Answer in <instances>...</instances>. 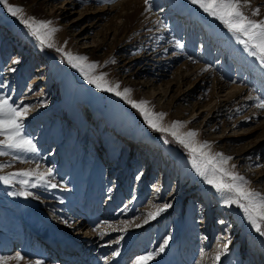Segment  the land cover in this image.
<instances>
[{"label": "rangeland", "instance_id": "rangeland-1", "mask_svg": "<svg viewBox=\"0 0 264 264\" xmlns=\"http://www.w3.org/2000/svg\"><path fill=\"white\" fill-rule=\"evenodd\" d=\"M9 3L59 31L54 47L40 45L0 5V96L29 106L24 133L37 149L0 155V176L52 169L47 182L35 175L0 181V264H135L150 251L157 254L149 264H264V236L190 169L189 152L148 127L125 99L88 83L65 53L86 56L98 64L93 75L106 73L120 91L132 89L131 99L166 113L164 126L181 121V132L195 130L197 141L232 157L225 167L235 165L264 195V109L256 106L264 67L257 57L191 0H150V11L145 0ZM255 9L259 15L251 16ZM244 11L264 20V0H249ZM236 64L244 75L232 71ZM142 144L148 150L138 152ZM163 204L171 207L145 224L146 213ZM52 231L76 245L77 257L57 256L42 236Z\"/></svg>", "mask_w": 264, "mask_h": 264}, {"label": "snow or ice", "instance_id": "snow-or-ice-1", "mask_svg": "<svg viewBox=\"0 0 264 264\" xmlns=\"http://www.w3.org/2000/svg\"><path fill=\"white\" fill-rule=\"evenodd\" d=\"M106 2H114V0H106ZM191 3L198 5L200 9L209 16L223 23L230 32H232L237 42L244 45L249 54L257 57L261 67H264V20H255L251 16L259 15V9H255L251 16L245 14L244 8L249 4V0H191ZM146 10H151L150 0H145ZM0 5H3L7 12L13 17H16L19 22L28 30L29 34L35 38L40 45H46L49 48L54 47L53 36L59 31L55 27H51L52 21L40 20L33 16H28L25 10L16 5L9 3V0H0ZM182 47V46H181ZM63 51V49H57ZM69 63L73 67L78 68L84 75V78L90 84H94L98 89L114 92L115 95L125 99L133 108L137 109L143 117L145 123L154 131L166 133L172 137L174 141L182 145L190 154L193 167L203 176L208 184L216 189L217 192L226 194L224 196L225 203L229 206L236 205L240 208L250 222L253 229L264 236V195L249 187L250 181L239 175L225 165L232 160V157L225 156L223 153H213L210 150V145L207 141L199 142L196 137L198 133L195 130L181 132L180 129L184 126L181 121H173L170 125L164 126L162 123L166 113H158L152 111L149 107V102L146 100L136 101L131 99L132 89L124 88L120 91V84L109 83L105 77L106 73L101 72L98 75H93L98 64L88 62L86 56H73L71 53H65ZM113 63L115 61H112ZM13 63H19L18 60H13ZM15 71V69H10ZM205 71L208 69L205 68ZM259 103L257 107L264 109V99L257 98ZM29 111V106H21L11 102V98L0 96V155H9L11 152H36V146L32 139L24 133L23 121ZM165 142H168L165 140ZM4 165H0L3 168ZM36 176L38 182H47L46 177L52 175V169H47L44 173L29 171H21L9 174L8 176H0V181L5 184L10 183L18 176L31 177ZM139 178V177H137ZM23 185L29 184V180L22 179L19 181ZM35 186V185H33ZM57 185L51 184V187ZM21 195H31V193H19ZM155 211H149L145 215L144 223H148L150 219H155L165 209L171 207L170 204L155 206ZM222 222V221H221ZM129 222H125L127 225ZM140 227L141 225H136ZM126 228L121 229V231ZM166 238L161 244L159 251L163 252L167 245ZM228 245L224 244V250H227ZM118 253H114L116 255ZM157 253L150 251L145 255L136 258L135 264H149ZM221 253L216 254L215 260L219 261ZM5 258H0L4 260ZM16 260H22L23 257L17 253L14 257Z\"/></svg>", "mask_w": 264, "mask_h": 264}, {"label": "bare ground", "instance_id": "bare-ground-1", "mask_svg": "<svg viewBox=\"0 0 264 264\" xmlns=\"http://www.w3.org/2000/svg\"><path fill=\"white\" fill-rule=\"evenodd\" d=\"M196 71L197 70V68H194V69H192V70H190L188 73H185V74H183V75H180L181 77H185L186 75H190V74H192L194 71ZM234 73H236V74H238L239 72V74H242V75H244L243 73H242V69L241 68H239V66L236 64V65H234V69L232 70ZM232 88L233 89H235L236 91H238L240 88L238 87H236L235 85H232ZM164 90V89H163ZM235 91V92H236ZM234 92V93H235ZM216 104H217V102H216ZM218 105V104H217ZM216 105V106H217ZM216 109H217V107H216ZM110 138H112V142H114V141H118L119 140V137H117V134H115V133H112V132H110ZM125 139H126V142H125V144H129V138L128 137H125ZM144 145H146V144H142V145H140V147H139V149H138V152H141V151H145L146 149L148 150V147L147 146H144ZM147 165V164H146ZM189 166H190V169H192V170H195V168L193 167V165L192 164H190L189 163ZM159 176H160V178L162 179V181L165 179V176H164V173L161 171V173L159 174ZM195 175H194V172L192 171V175H191V178H193ZM158 182H159V180H158ZM226 194H221L220 193V197L222 198H224V196H225ZM249 228L250 229H252L253 227L251 226V224H249ZM43 237H44V240L46 241V242H48V244H50V246H52V248H53V250H57L56 251V253H58L57 254V256H65V255H68V256H72L73 254H74V256H72V258H74V257H77V254H79L78 252H77V250H76V245L75 244H73V243H71L70 241H67L66 240V238L65 237H62V236H59V234L58 233H55V232H53L52 231V234H51V236L50 237H47V236H45V235H42ZM176 261H178L179 260V256H176V259H175Z\"/></svg>", "mask_w": 264, "mask_h": 264}, {"label": "trees", "instance_id": "trees-1", "mask_svg": "<svg viewBox=\"0 0 264 264\" xmlns=\"http://www.w3.org/2000/svg\"><path fill=\"white\" fill-rule=\"evenodd\" d=\"M151 131V130H150Z\"/></svg>", "mask_w": 264, "mask_h": 264}]
</instances>
